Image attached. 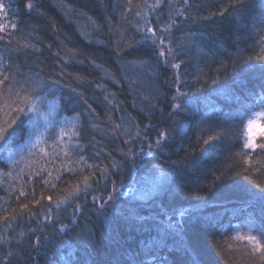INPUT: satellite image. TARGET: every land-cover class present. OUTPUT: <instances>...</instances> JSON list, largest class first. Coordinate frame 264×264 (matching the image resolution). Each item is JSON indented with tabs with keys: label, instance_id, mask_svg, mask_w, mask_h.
Returning a JSON list of instances; mask_svg holds the SVG:
<instances>
[{
	"label": "trees",
	"instance_id": "trees-1",
	"mask_svg": "<svg viewBox=\"0 0 264 264\" xmlns=\"http://www.w3.org/2000/svg\"><path fill=\"white\" fill-rule=\"evenodd\" d=\"M28 2L0 0L7 10L0 23L9 25L0 33L6 36L0 40V72L13 84L56 79L63 87L53 92L55 111L46 132L35 116L31 126L24 115L13 126L15 145L24 148L21 163L10 169L0 160V264H264L245 254L246 242L231 239L249 217L256 218L254 234L264 232V203L238 187L248 184L235 176L246 165L234 155L242 148L234 133L249 110H258L253 106L264 85L259 73L240 67L259 51L264 0H243V7L237 0H162L154 9L148 5L156 0H31V10ZM173 8L184 13L168 34L170 56L179 65L180 102L163 85L158 40L153 44L140 30L147 20L161 35ZM148 63H157L158 72L142 78ZM139 77L146 79L144 93L137 89ZM127 127L135 138L139 131L148 154L130 159L121 133ZM61 128L69 133L64 141L71 161L83 156L108 173H97L89 190L57 207L82 178L83 164L67 165L77 168L73 175L57 172V160L45 165L51 177L44 172L29 180L34 157L27 155L26 139L35 140L39 130L51 144L49 135ZM221 130L219 140L204 145ZM160 131L168 136L157 146ZM253 178L264 182V172ZM121 184L124 193L101 210L93 197ZM173 210L181 214L171 228L163 219Z\"/></svg>",
	"mask_w": 264,
	"mask_h": 264
},
{
	"label": "snow or ice",
	"instance_id": "snow-or-ice-1",
	"mask_svg": "<svg viewBox=\"0 0 264 264\" xmlns=\"http://www.w3.org/2000/svg\"><path fill=\"white\" fill-rule=\"evenodd\" d=\"M170 2L171 0H169V3ZM237 3H240L241 7L244 6L243 0H237ZM129 4H131V0H129ZM161 4L162 0H156L155 4L148 5V7L154 9L161 7ZM183 4L188 5L189 0H183ZM34 6L31 0L26 4L29 10ZM0 13H3L5 17L7 15L6 6L3 3H0ZM140 15L141 13L137 12V16ZM183 15L184 13L180 8H173V11L169 14V23L160 30L161 33L167 32L170 27L175 26V20L172 19V16L179 17ZM261 22L264 23V18H262ZM144 24L145 27L140 30L150 34V36H146L145 39H151L153 44L159 40L158 47H160V56L163 57L166 53L171 55V49L164 48V39L162 36H157L150 22L145 20ZM17 26L18 22L11 23L12 29H16ZM8 28L9 25L7 23H0V33H7ZM5 38L6 36L0 35V40ZM9 43H11V40H9ZM24 47H28V45L25 44ZM253 60L258 62V64L253 63ZM172 67L178 68L179 65L173 64ZM240 67L243 73H259L261 79L264 80V37H261L259 51L256 53L255 57L249 56L247 59L241 60ZM5 86H7L6 91ZM40 87L42 86L33 85L30 81L25 83L16 82L13 84L7 75L0 72V160H5L10 169L17 167L23 159L22 153L24 152V148L15 145L16 130L13 127L17 124L20 116H28L30 126L33 123L31 119L33 116L42 119L45 125V132L47 131V125L49 123L48 115L51 114L53 108L48 107L44 112L40 110L42 99L37 92V89ZM176 98L177 97H173L174 100ZM173 107L180 109L181 106L173 105ZM253 107L258 110H249L246 118L241 120L242 127H239L238 131L234 133L235 138L242 141L240 152L234 155L235 157L241 158L243 164L246 165L241 171L236 172L235 176L242 177L244 181L248 182V184L239 185L238 187L250 199L264 203V182L253 178L254 174L259 175L264 172V155H260L264 154V85H262L261 92L256 97ZM66 123L68 122L66 121ZM33 134L35 135V140L30 137L26 139L28 145L27 155L30 158L34 157L29 160L27 165L30 169L29 180H31L33 175L40 176L41 173L44 172H47L48 176L51 177L52 172L49 171L45 165L54 164L57 160H60V168L56 169L57 172L63 170L65 172H71L73 175H76L77 168L68 167L67 165L73 163L75 165L83 164V167L79 168L82 178L76 184L70 185L65 196L57 202V207L70 198L78 197L82 189L84 191L89 190L94 182L93 177H96L97 173L99 177L107 175L108 168H101L98 165L89 164L83 156H80L75 162L69 159L71 153L68 151V146L64 141V137L69 135V133L64 128H61L59 134H55L54 137L49 135L48 139L52 140L51 144H48V140L45 139V133ZM78 134V131L73 126L71 135L76 136ZM223 134V130H221L214 135H208L207 139L203 140L204 145L211 147L212 142L219 140ZM137 135H139V131ZM167 136L168 133L166 131H160L156 141L157 146H159L162 141H165ZM34 149L37 151H33ZM5 152H7L6 157L2 155ZM17 155H20L21 159H16L15 157ZM113 167H116V165L114 164ZM85 169L89 170V174L83 175ZM229 171H231V166H229ZM20 173H23V168L20 169ZM11 174L10 170L7 175ZM0 175H4V173L0 172ZM223 175L224 173H221V176H217L216 180H220ZM55 179L59 181L61 179L60 175H56ZM49 182L50 181L47 179L44 180L45 185L49 184ZM95 182L98 183V180ZM248 185H252V188ZM53 187H55V185H53ZM253 188L258 189V192L254 191ZM24 195V191H21L20 196L23 197ZM47 199L51 200V197H47ZM93 199L97 198L93 197ZM99 199L103 201L100 205V209L102 210L107 206L108 202L114 199V196L109 194L107 200H104V197H99ZM23 207H27V205H23ZM262 214H264V209H262ZM256 231V218L249 217L245 223L236 230L235 235L231 239L233 241L246 242L242 244L245 254L256 257L259 261L264 262V232L254 234ZM7 255L11 254L9 253Z\"/></svg>",
	"mask_w": 264,
	"mask_h": 264
},
{
	"label": "rangeland",
	"instance_id": "rangeland-1",
	"mask_svg": "<svg viewBox=\"0 0 264 264\" xmlns=\"http://www.w3.org/2000/svg\"><path fill=\"white\" fill-rule=\"evenodd\" d=\"M184 8V6H182V9ZM181 9V11H182ZM175 18H172L173 20H175V23H178L179 21H181L182 17L183 16H174ZM169 21L167 22L166 25H168ZM164 26V27H165ZM163 27V28H164ZM172 27H170V29L167 31V32H163L161 33V35L159 36H162V38L164 39V48L165 49H169L170 48V36L168 35L170 33V30H171ZM158 45H159V40H158ZM158 45H156L158 47ZM159 52H160V47H158V57L159 59L161 60V64H162V71H163V74L165 75V77H163V85L165 88H167V90L171 93V95L169 97L173 98V97H177L175 99V101L177 102H180L183 98V95L180 93L178 87H177V76H178V70L177 68H173L172 65L173 64H176L170 55H168L166 53L165 56H160L159 55ZM148 66L145 67V74H147L145 76V74L142 72V75L141 77L142 78H145V77H148L149 75V72H153L154 71V68L156 70V73L158 72L157 69H159L157 66V63H148L147 64ZM154 73V72H153ZM138 91H143L144 89H146V86H147V83H146V79H140V77L138 78ZM35 85H40L42 87L38 88L37 91H38V95L41 97L42 99V103H41V106H40V110L42 112L46 111V109L48 107H52L53 108V111H55V106H54V100L52 99V96H53V92L57 91L59 89L60 86L63 87L62 83H59L56 79H52L49 81L48 84H46V82H37L35 83ZM177 87V88H176ZM141 91V92H142ZM144 93V91H143ZM142 93V98L143 100H146L147 102L149 103H152V98L147 95V94H143ZM53 111L51 112V114L53 113ZM51 114L48 115V118L49 116H51ZM49 120V119H48ZM42 121V122H41ZM41 121H39V126L41 128V130L43 131V129L45 128V125H44V121L41 119ZM41 122V123H40ZM49 124V123H48ZM48 126V125H47ZM118 130V128H117ZM128 131V127L124 129V132H121L122 133V143L125 144V148L127 150V154L128 156L130 157V159L132 160H136L138 158H140L142 155L144 154H148V150H144L142 148V146H140L139 144L141 143L140 140V135H137L136 138H139L137 141V143H134V141L136 140L135 137L131 136L129 134ZM41 133L39 130H37V134ZM127 141V142H126ZM125 188L126 186L124 184H121L120 186H117L115 189H113L112 191H110L109 193L107 194H102V195H99L97 198V202L98 203H103L102 200L99 199V197H104V200H107V196L109 194H112L115 197L119 196V195H122L125 191ZM115 199H113L112 201L108 202L107 206H111L112 203L114 202ZM166 213V212H164ZM163 213V214H164ZM183 213V211H182ZM181 214V212H178L176 210H173L172 213L168 214L170 215V217H165V219H163V222L165 223L164 225H168V226H171V228H173L172 226V222H173V218H178V216ZM170 220V221H169Z\"/></svg>",
	"mask_w": 264,
	"mask_h": 264
}]
</instances>
